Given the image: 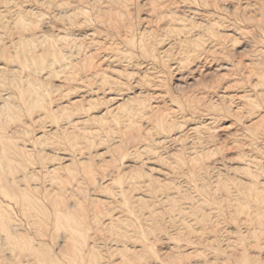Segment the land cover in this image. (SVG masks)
Masks as SVG:
<instances>
[{
	"label": "rangeland",
	"instance_id": "obj_1",
	"mask_svg": "<svg viewBox=\"0 0 264 264\" xmlns=\"http://www.w3.org/2000/svg\"><path fill=\"white\" fill-rule=\"evenodd\" d=\"M0 264H264V0H0Z\"/></svg>",
	"mask_w": 264,
	"mask_h": 264
}]
</instances>
